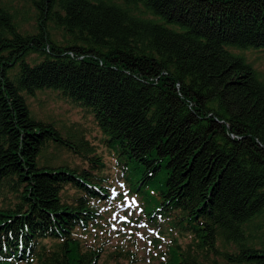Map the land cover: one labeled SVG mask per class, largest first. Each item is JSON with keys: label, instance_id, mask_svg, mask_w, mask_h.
Here are the masks:
<instances>
[{"label": "trees", "instance_id": "trees-1", "mask_svg": "<svg viewBox=\"0 0 264 264\" xmlns=\"http://www.w3.org/2000/svg\"><path fill=\"white\" fill-rule=\"evenodd\" d=\"M34 3V34L0 4V264L27 251L24 264L136 261L111 245L106 258H115L100 262L103 248L86 244L102 222L90 199L105 166L88 140L32 117L27 98L46 89L92 113L150 220L172 218L194 235L167 264H206L213 252L264 264V80L227 49L264 50V0ZM138 4L150 17L133 11ZM48 20L64 41L49 37ZM50 146L86 166L48 165ZM2 188L14 206L2 203Z\"/></svg>", "mask_w": 264, "mask_h": 264}, {"label": "rangeland", "instance_id": "rangeland-1", "mask_svg": "<svg viewBox=\"0 0 264 264\" xmlns=\"http://www.w3.org/2000/svg\"><path fill=\"white\" fill-rule=\"evenodd\" d=\"M0 4L13 15L16 27L21 33H36L38 29V16L34 0H0ZM132 8L135 13L144 17H150L144 12V9L140 4L135 5ZM156 21L160 22V19H156ZM44 29L48 32L49 37L52 40L56 42H62L65 40L62 31L59 30V28L54 27L49 20L45 22ZM227 49L235 55L242 56L246 63L257 72L259 78L264 80L263 49H239L234 47H228ZM27 60L29 62L33 61L37 63L40 60V56L31 54L28 56ZM27 100L33 118L59 128V131L63 136H82L93 146L94 152H97L101 156L108 174L110 176L117 174V170L114 167V155L111 151H108L109 149L101 142L103 134L95 123L92 113L87 111L88 109L86 110V108L72 103L69 98L61 97L59 92L49 89L37 91L34 96L28 97ZM46 159H48L47 162L50 166H59L62 164L77 168H83V166H86V162L77 158L72 152L65 149L55 150V147L53 146H50L45 153V159L43 160ZM66 190H69V188ZM1 194L3 204L11 206L16 204L17 198H15L14 193L8 189L2 188ZM66 194L67 193H63L65 199L69 201L71 196L66 197ZM145 232L146 230L140 229L137 235L141 238ZM247 232H249L251 237L258 235V233H254L252 223L248 224V230L246 233ZM248 243L249 241L246 240L245 244ZM218 245L219 248H221L220 243H218ZM224 246L229 251H237L238 248V245L227 242L224 243ZM137 255L144 259V264H156L158 262L157 259H154L152 262L147 263L145 260L147 255L140 249L138 250ZM203 258L205 259L206 264H231L223 255L218 254L217 252L203 255Z\"/></svg>", "mask_w": 264, "mask_h": 264}, {"label": "built area", "instance_id": "built-area-1", "mask_svg": "<svg viewBox=\"0 0 264 264\" xmlns=\"http://www.w3.org/2000/svg\"><path fill=\"white\" fill-rule=\"evenodd\" d=\"M176 88H177V90H179V84H176ZM191 106H192V104L189 103V107H191ZM231 136L234 137L232 134H231Z\"/></svg>", "mask_w": 264, "mask_h": 264}]
</instances>
